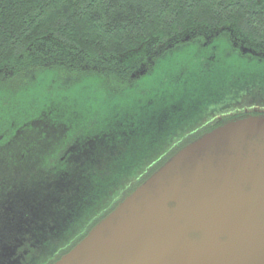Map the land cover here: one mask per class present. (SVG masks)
<instances>
[{
  "label": "trees",
  "instance_id": "1",
  "mask_svg": "<svg viewBox=\"0 0 264 264\" xmlns=\"http://www.w3.org/2000/svg\"><path fill=\"white\" fill-rule=\"evenodd\" d=\"M229 27L264 46V0H0L1 252L58 232L42 245L52 252L105 208L53 264L123 200L99 192L100 178L138 180L131 193L183 146L177 139L213 130L199 119L213 100L264 84L216 42L184 38ZM153 40L171 47L134 78L137 56L127 55Z\"/></svg>",
  "mask_w": 264,
  "mask_h": 264
},
{
  "label": "water",
  "instance_id": "2",
  "mask_svg": "<svg viewBox=\"0 0 264 264\" xmlns=\"http://www.w3.org/2000/svg\"><path fill=\"white\" fill-rule=\"evenodd\" d=\"M54 264H264V116L180 149Z\"/></svg>",
  "mask_w": 264,
  "mask_h": 264
},
{
  "label": "rangeland",
  "instance_id": "3",
  "mask_svg": "<svg viewBox=\"0 0 264 264\" xmlns=\"http://www.w3.org/2000/svg\"><path fill=\"white\" fill-rule=\"evenodd\" d=\"M184 38L186 39L188 43L204 42L206 46H208L212 42H216L217 45L215 46V50L223 51L226 56L230 55V56H234L238 58L239 60H241L240 62H242L243 64H246L245 66L249 67L248 73L251 74L254 72H258L259 77H260L259 79H262V81L264 82V46L252 44L243 35H241V33L238 30L236 31L232 27H229L225 30L203 29L202 31L195 32V33L191 31L190 33L186 34ZM170 47L171 45L169 43L161 44L158 40H153L149 42L148 44L144 45L141 49H139L137 52L133 53L132 55H127V57L129 58H133L134 56H137L135 57L136 58L135 62L134 63L131 62V65L134 64L135 66H137V69H138V71L136 70V72L134 73L133 77L138 78L140 74H143L146 70H148L153 57H155L159 52H162V50L163 51L167 50ZM220 53L223 54L222 52ZM127 57L124 56V58H120L117 62L120 65L125 64V62L129 59ZM260 85L261 86L257 87L256 89L252 88V89H248L247 91L245 90L241 91L239 89L232 90V92H234L236 96L239 95V98L235 102H231L233 104L237 102V104H235L234 106H230L229 110H231L232 108L233 110L231 112L230 111L226 112V114L230 113L231 115H229V117H233L239 114L240 115L260 114L261 116H264V84L262 83ZM190 108L191 109L188 108L186 111L192 114H195L194 111H198V109H196L197 106L195 105H190ZM194 116L196 115H192V117ZM189 134L190 133L184 134L181 139H177L173 147L176 148V147L183 145L179 148L180 150L186 145L193 142L194 140L191 142H188L189 139L187 138L191 136V134L190 135ZM183 139H186V140H183ZM124 177L125 176H109V178H106L105 176H103L102 179L100 178L101 189H98V191L104 194H108L109 192L110 193L120 192L119 200H116L113 203H116L120 201L121 199H124L127 195H129L130 190L133 187H135L138 182V180H136L130 183L129 182L130 177L126 179H124ZM142 177L144 176H141V178ZM116 187H118L117 190H115ZM103 204H106V201H104ZM103 210H105V208H100L94 211L93 213L89 212L88 214L80 218L76 222V224L68 228V230L65 233L61 232L63 236L60 240L54 242L55 250L53 251L55 253L52 256L55 257L59 253L58 251H60V249H62L63 246H66L68 242L73 243L78 238H80L81 235L86 231V228L88 227L90 222L93 220V218H95L98 215V213ZM47 246H49L48 243L46 244L44 249H46ZM61 246L62 248H60ZM51 259L52 258H50V260Z\"/></svg>",
  "mask_w": 264,
  "mask_h": 264
},
{
  "label": "flooded vegetation",
  "instance_id": "4",
  "mask_svg": "<svg viewBox=\"0 0 264 264\" xmlns=\"http://www.w3.org/2000/svg\"><path fill=\"white\" fill-rule=\"evenodd\" d=\"M239 98V95L236 96L234 92H228L220 97V99L213 100L212 103L208 106H210V113L205 111L206 113H203V115L199 116L201 128L205 129L208 127H213L215 129L216 127L220 126L223 123H226L228 121H231L233 119H239L243 118L245 116L249 115H260V114H246V115H235L233 117H229L231 115L230 113L226 114L229 110L230 106H234L237 104L231 103L235 102ZM59 233H53L51 232V235L45 238H40L42 235L37 236L36 238H32L35 245H30V247L23 246L20 244L19 246H15L14 249H11V247L6 246L2 249V252L0 250V264H44L48 258H50L53 254L52 252H46L44 253L42 251V245L43 242L46 241L48 238L54 239L58 238ZM39 238V239H38ZM49 253V254H48ZM47 257V258H46ZM46 260H45V259ZM46 264V262H45Z\"/></svg>",
  "mask_w": 264,
  "mask_h": 264
}]
</instances>
